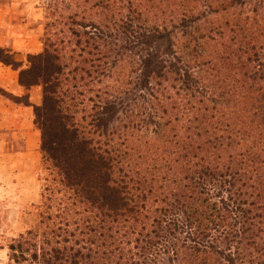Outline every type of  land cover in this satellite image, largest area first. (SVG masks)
Segmentation results:
<instances>
[{
  "label": "trees",
  "instance_id": "trees-1",
  "mask_svg": "<svg viewBox=\"0 0 264 264\" xmlns=\"http://www.w3.org/2000/svg\"><path fill=\"white\" fill-rule=\"evenodd\" d=\"M46 10L26 67L0 46L42 89L34 124L56 176L10 259L264 264V0Z\"/></svg>",
  "mask_w": 264,
  "mask_h": 264
},
{
  "label": "crops",
  "instance_id": "crops-1",
  "mask_svg": "<svg viewBox=\"0 0 264 264\" xmlns=\"http://www.w3.org/2000/svg\"><path fill=\"white\" fill-rule=\"evenodd\" d=\"M10 13L11 9L0 3V46L11 49L16 59L26 67L27 60L21 54L40 52L41 41L36 40L33 34L16 30L13 19L7 17ZM0 88L23 97L16 103L0 97V170L7 173L8 170H35L43 162L41 136L34 124L33 110L34 105L42 102V89L40 86L30 89L21 86L19 71L1 61ZM7 173L4 175L9 182L10 174ZM15 173L17 175L18 172Z\"/></svg>",
  "mask_w": 264,
  "mask_h": 264
},
{
  "label": "rangeland",
  "instance_id": "rangeland-1",
  "mask_svg": "<svg viewBox=\"0 0 264 264\" xmlns=\"http://www.w3.org/2000/svg\"><path fill=\"white\" fill-rule=\"evenodd\" d=\"M0 3L11 9L7 17L13 19L16 30L33 34L36 40L41 41L48 18L47 0H0ZM21 55L26 60L27 54ZM0 97L15 103L23 99L2 88ZM4 172L7 173L0 170V259L7 261V264H16L10 259L9 245L21 234L36 227L39 212L43 211V194L47 187H56L53 181L56 176L43 162L35 170H8L7 174L11 177L8 180L13 184L7 182Z\"/></svg>",
  "mask_w": 264,
  "mask_h": 264
},
{
  "label": "clouds",
  "instance_id": "clouds-1",
  "mask_svg": "<svg viewBox=\"0 0 264 264\" xmlns=\"http://www.w3.org/2000/svg\"><path fill=\"white\" fill-rule=\"evenodd\" d=\"M0 255H2V254H0ZM0 264H7V261L0 259Z\"/></svg>",
  "mask_w": 264,
  "mask_h": 264
}]
</instances>
